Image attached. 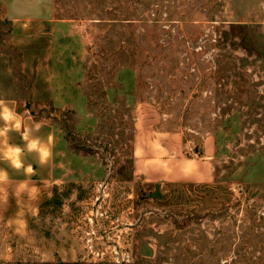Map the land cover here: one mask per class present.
<instances>
[{"label":"rangeland","instance_id":"rangeland-1","mask_svg":"<svg viewBox=\"0 0 264 264\" xmlns=\"http://www.w3.org/2000/svg\"><path fill=\"white\" fill-rule=\"evenodd\" d=\"M0 97L55 123L58 176L3 185L0 264H264V0H0ZM150 121L210 137L213 180L133 176Z\"/></svg>","mask_w":264,"mask_h":264},{"label":"crops","instance_id":"crops-1","mask_svg":"<svg viewBox=\"0 0 264 264\" xmlns=\"http://www.w3.org/2000/svg\"><path fill=\"white\" fill-rule=\"evenodd\" d=\"M14 107L23 117L26 127L40 125L39 135L52 146L53 156L48 164L41 166L35 153L25 152L24 164L32 165L35 175H26L23 169L16 170L3 159H0V168L7 170L8 184H35L45 183L57 179V165L55 151L57 147V130L55 123L49 119H39L33 114L18 108L15 99L0 97ZM157 121H150L145 126L138 127L134 139L135 173L133 176L143 178L151 183L192 182L210 183L213 180V151L210 137L202 139L199 150L196 145L186 143L181 130H167L158 126ZM6 144L24 146V140L20 133L11 132L3 141Z\"/></svg>","mask_w":264,"mask_h":264},{"label":"clouds","instance_id":"clouds-1","mask_svg":"<svg viewBox=\"0 0 264 264\" xmlns=\"http://www.w3.org/2000/svg\"><path fill=\"white\" fill-rule=\"evenodd\" d=\"M39 130V124L31 128L26 127L22 115L14 107L9 106L6 100L0 99V159L6 160L16 170L23 169L26 175H35V169H33L32 165L26 166L24 164L23 157L25 152L35 153L41 166L47 165L53 156L51 144L35 134ZM11 132L21 134L25 142L23 147L3 142ZM8 181L9 175L7 170L0 168V208H3L5 211L8 205V195L3 185L7 184ZM16 195L18 197L27 195L30 201H38L40 190L35 185H32L30 189L27 185H24L23 188L18 186ZM28 215H32L33 219H39L38 205L34 206L32 212L18 208L16 215L10 218V226L17 229L16 234L22 238L29 236L30 226L26 218ZM40 257V264H49V260L54 264V257H50L48 253H40ZM45 257H48V259H45ZM10 258L9 256L8 259Z\"/></svg>","mask_w":264,"mask_h":264}]
</instances>
